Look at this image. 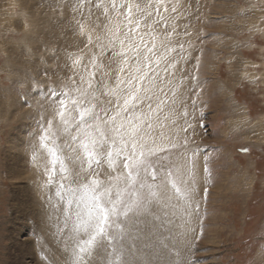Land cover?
Returning <instances> with one entry per match:
<instances>
[{
    "label": "rangeland",
    "instance_id": "374dc122",
    "mask_svg": "<svg viewBox=\"0 0 264 264\" xmlns=\"http://www.w3.org/2000/svg\"><path fill=\"white\" fill-rule=\"evenodd\" d=\"M77 3L0 0V264L16 263L9 231L18 202L26 198L24 183H31L30 174L26 181L24 174H11L12 149L24 154L25 171L33 164L46 177L44 162L33 160L30 148L37 106L48 86L58 88L72 75L70 54L83 49L87 63V36L79 24L103 36L100 13L93 7L90 16L88 5L74 13ZM180 3L178 39L186 52L174 75L162 71L164 64L158 69L166 80L171 75L172 84L160 94L163 127L153 134L163 131L176 145L170 159L185 172L196 161L192 195L198 208L189 215L182 199L154 205L155 216L127 224L131 237L124 243L134 237L138 255L151 264H264V0ZM56 169L58 178V164ZM50 189L55 193V184Z\"/></svg>",
    "mask_w": 264,
    "mask_h": 264
},
{
    "label": "snow or ice",
    "instance_id": "6c2138e0",
    "mask_svg": "<svg viewBox=\"0 0 264 264\" xmlns=\"http://www.w3.org/2000/svg\"><path fill=\"white\" fill-rule=\"evenodd\" d=\"M85 5L90 16L94 7L104 18L97 16L103 36L94 37L95 29L79 24L81 35L87 36V63L83 49L75 57L70 54L72 75L59 91L48 86L50 91L37 106L32 158L44 162L42 187L55 184V195L67 205L58 209L63 227L72 224L61 252L63 264H151L138 255L134 237L131 244L124 243L131 237L127 224L155 216L154 205L173 199L190 206L191 211L185 208L189 215L198 208L192 195L196 161L185 172L170 159V148L176 145L163 131L153 134L163 127L157 116L164 103L160 94L172 84L171 75L186 52L178 39L181 3L78 0L73 12ZM183 35L190 33L185 29ZM161 64L165 73L172 70L167 80L158 71ZM198 65L197 60V70ZM45 152L51 156V167ZM187 247L191 251L193 244ZM41 250L46 252L43 243ZM43 259L60 264L47 252Z\"/></svg>",
    "mask_w": 264,
    "mask_h": 264
},
{
    "label": "bare ground",
    "instance_id": "6f19581e",
    "mask_svg": "<svg viewBox=\"0 0 264 264\" xmlns=\"http://www.w3.org/2000/svg\"><path fill=\"white\" fill-rule=\"evenodd\" d=\"M12 150L14 153L10 154V160H8V168L11 174H13V170L15 177L21 178L22 174H24L25 181L27 180L25 174H30L31 176V183H24L23 189L27 192L26 198L18 202L15 209L16 217L14 218L16 223H13V226L11 225L9 231V239L15 240L11 244L12 250L15 253V264H47V261L43 259L46 252L55 255L60 264H63L64 257L61 255V252L64 248L66 234L72 226L69 225L68 228L63 227V220L58 217L57 214L59 212L57 213L56 209L59 206L63 207L67 205L59 197L57 200H53V194L55 193L50 189V186V192L46 194L45 192L47 191H44L45 188L42 187L46 177L43 179L42 172L35 167L33 168V164L31 168L25 171V157H22L24 154H16V148ZM32 193L34 194L32 195ZM48 197H51L50 203L48 202ZM54 202L59 204V206L53 207ZM62 217L64 218V216ZM17 237L25 238L18 240ZM41 243L44 244L46 252L41 250ZM108 251L111 252V248ZM11 257L13 256L11 255Z\"/></svg>",
    "mask_w": 264,
    "mask_h": 264
}]
</instances>
